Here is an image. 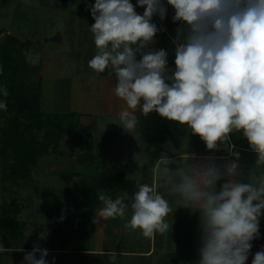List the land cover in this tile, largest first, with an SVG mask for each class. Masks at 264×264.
Here are the masks:
<instances>
[{"label":"clouds","instance_id":"clouds-1","mask_svg":"<svg viewBox=\"0 0 264 264\" xmlns=\"http://www.w3.org/2000/svg\"><path fill=\"white\" fill-rule=\"evenodd\" d=\"M167 5L180 25L173 39L171 75L166 50L145 51L164 30L152 22L154 16L166 17L162 0H137V6H146L142 15L130 0H95L90 9L95 23L89 30L96 51L88 66L115 75L114 95L126 104L118 114L125 131L140 124L138 108L145 116L155 111L187 125L208 150L223 146L235 160L220 164L206 157L190 163L194 157L178 154L169 142L173 155L162 152L153 163V183H138L131 198L127 191L113 199L100 190L98 217H124L130 207L125 230L139 229L150 239L171 231L172 223L165 219L173 213L171 197L180 207L199 212L198 264H246L252 241L260 238L264 171L252 169L247 182L240 181V153L230 134L243 130L257 153L255 168L264 166V0H167ZM0 92L9 95L6 86ZM0 110L7 111L6 101H0ZM46 236L42 232L38 239ZM9 251L0 243V253ZM48 255V249L36 245L25 252L24 262L48 264ZM107 255L109 264H116L117 254ZM252 264H264V248L254 254Z\"/></svg>","mask_w":264,"mask_h":264},{"label":"crops","instance_id":"crops-1","mask_svg":"<svg viewBox=\"0 0 264 264\" xmlns=\"http://www.w3.org/2000/svg\"><path fill=\"white\" fill-rule=\"evenodd\" d=\"M130 2L136 6L137 13L142 15L146 6H137V0H130ZM162 2L167 6L166 17L164 20H161L158 15L154 16L152 22L164 30L157 33L154 38L155 43L149 45L145 51L166 50L168 53V68L171 70L169 74L171 75L175 71V44L173 43V39L176 37V30L180 25L178 22H173L174 9L170 5H167V0H162ZM34 4L36 5V11H38L36 14L39 13L40 9L51 6L52 9L57 11L59 21L62 22L63 16H67L68 26L72 28L69 37L70 42H72L74 49L77 48L75 51L79 59L84 60V65H86L85 70L86 72H90L91 75L78 78H61L57 80V84L63 81L69 83L70 91H78V83L80 81L83 82L82 94L80 96L76 95V93H71V98L74 95L75 101H79L74 102V108L65 111V113L78 114L80 123L91 128L93 148L95 147L100 157L103 156L111 164L104 168L111 166L118 167L131 180L151 184L155 180L152 175L153 163L162 152L168 151L169 156L173 155V152L166 147L169 142L171 147L177 150L178 154H187L190 157H194V159L189 161L190 163H199L202 158L206 157H215L217 163L220 164L235 160V157L230 156L223 146L219 150H208L201 138L198 135L192 134L187 125L169 121L155 111L145 116L138 108L135 114L140 124L131 133L125 131L120 125L121 122L118 114L126 107V104L114 95L113 88L117 83L115 75L109 76L107 69L104 73L99 74L88 66V61L95 55L96 51L93 37L89 30L91 25L95 23L90 11L91 7L95 4V0H56L55 8L51 2H46L45 0H34ZM57 29L56 27L52 30L54 39H57V36L61 34ZM140 58L141 55L137 54V59ZM42 62L44 61L42 60ZM35 65L37 75L42 80L46 66L41 63ZM74 86L76 87L74 88ZM162 133L163 140L160 142L158 138ZM230 137L231 143L236 146L234 151L240 153L238 163L241 172L242 170H246L250 173L252 169L256 172L264 171V166L255 168L257 153L251 150L247 139L243 136V130L231 133ZM111 156H115V160L112 158L114 161L110 158ZM127 156H132L133 159ZM145 156L149 160L147 164L145 163ZM117 157L119 158L117 159ZM177 158H179V155H177ZM170 167L175 168L176 165H170ZM239 179L241 182H244L241 176ZM223 182V180L218 182V188ZM168 199L173 204V213H170L165 218L167 222L172 223L170 232L164 234L157 233L150 239L144 238L140 235L139 229L125 230L124 228V225L131 218V209L127 211L124 217L110 218L104 221L98 217L100 207L93 212L96 227H94L95 225L92 227L94 231L93 233L91 232L90 239H88L89 234L87 233L82 243H79L76 238L71 241L67 238L65 239L66 242L62 241L60 244H57L58 238L56 235L58 231L55 230L56 235L54 234L53 237L57 238V240L54 243L51 241L48 245L43 240L38 239L42 233L39 231L40 226H37L35 222H29L28 218L23 216V210L20 216L18 215V221L23 227L22 231H19L17 223L14 222L5 224V230L2 229L1 209L4 200L0 192V243L3 244L4 248L12 249V251L0 253V264H25V252L31 251L36 245L49 250L47 257L48 264H53V258H55L54 264H109L108 253L117 254L116 264H184V258L197 259L200 257L198 252L200 242H196V239L194 247L190 246V239L186 243V246L183 244L186 239L185 236H190L189 229L192 228L187 227L186 223H190L188 226H195L197 224V227L194 228L198 231L194 232V234L200 235L199 212L193 211L190 208L180 207L179 204H175L174 198L169 197ZM125 203L130 202L125 201ZM30 228L33 229L31 234L30 230H27ZM259 229L262 232L264 231V214L260 218ZM2 231L3 233H7V235L3 234L5 238L2 237ZM173 233L177 236H183V239L181 240V237H177L173 241L170 239ZM67 234H69V231ZM109 237H111L110 241L113 245H107ZM6 238L7 240H5ZM61 240L63 239L61 238ZM158 243H161V245L158 246ZM17 248H21L23 251H17ZM186 249L193 250V255H185L186 251L184 250ZM37 258H39V254H37Z\"/></svg>","mask_w":264,"mask_h":264},{"label":"rangeland","instance_id":"rangeland-1","mask_svg":"<svg viewBox=\"0 0 264 264\" xmlns=\"http://www.w3.org/2000/svg\"><path fill=\"white\" fill-rule=\"evenodd\" d=\"M45 1L51 2L52 6L56 7V0ZM35 8L34 0H0V41L8 34H12L20 40L29 39L32 41L28 61L33 64L41 63L46 66V70L42 76V111L65 112L71 108L73 109L74 102L79 101H75L74 95L71 98V93H76V95L80 96L82 94L83 82L80 81L78 83V91H70L69 83L62 81V83L57 84V80L69 77L90 76L91 73L86 72L84 60L79 59L75 51L77 48L74 49L72 42H70L69 37L72 28L68 26L67 16L64 15L61 22L57 18V11L52 9L51 6L40 9L38 14H36L38 11ZM56 27L62 36L60 34L57 36V39H54L52 30ZM62 38L63 40H61ZM83 79L86 80L84 77ZM9 115L7 111L0 110V140ZM41 134H36L38 143L41 142ZM85 151V149L77 148L65 137L57 147H51L46 154L37 157L35 165L28 166L31 170L29 177L25 179L19 178L17 183H14L9 179L6 181L2 179L4 166L2 164L3 156L0 146V192L3 200L5 204L12 203V206L15 205L21 211L23 210V216L28 218L29 222H35L37 226H40L39 231L47 233L43 241L48 245L51 241L54 243L57 238V244H60L62 241L66 242L65 239L67 238L70 241L76 238L79 243H82L85 235L88 233V239H90V234L94 231L92 230V227L96 224L94 214L92 213L87 218L86 211H76L70 208L66 200V189L74 190L73 182L78 181L80 176L87 171L86 168L90 162H87L84 158ZM96 151L97 149L94 147L93 152ZM94 154L96 156L95 161L99 162V168L111 165L107 162L106 158L100 157L98 152ZM127 157L132 158V156ZM110 158L115 160V156H111ZM9 162L11 163L12 161L10 160ZM7 171L10 172L9 169ZM259 173L257 171V174ZM71 177H73V181L71 180L69 183H66L67 179ZM105 192L115 199L119 193L124 191L107 190ZM74 198L76 201H80L81 195L74 192ZM81 207L83 208V206ZM100 207H102V203L97 199L93 212ZM21 211L19 212V216ZM58 217H63V221L59 222ZM192 220L195 221L194 219ZM189 224L186 223L187 227H192L189 229L190 236H185L186 239L183 245L186 246V243L190 239V246L194 247L196 239V242H200V235L194 234V232L198 231L194 228L197 227V224L195 226H188ZM27 230H30L31 234L33 229ZM55 230L58 231L57 235ZM68 231L69 234H67ZM54 234L57 238L53 237ZM259 234L260 238L252 241L253 246L246 264H252L253 257H251V254L256 245L260 244L261 249L264 248V231L262 232L259 229ZM177 237H181V240L183 239V236H177L174 233L170 236V239L175 241ZM110 238L107 240V245L112 243ZM160 245L161 243H158V246ZM184 251H186L185 255L188 254L187 256H191L194 253L193 250L186 249ZM199 259L200 257L197 259L187 257L184 258V264H198Z\"/></svg>","mask_w":264,"mask_h":264},{"label":"trees","instance_id":"trees-1","mask_svg":"<svg viewBox=\"0 0 264 264\" xmlns=\"http://www.w3.org/2000/svg\"><path fill=\"white\" fill-rule=\"evenodd\" d=\"M31 47L32 41L20 40L12 34L0 41V88L6 86L9 93L4 97L0 92V101L7 102V112L10 114L0 140L3 181L9 179L17 183L19 178L29 177L31 170L28 166L35 165L37 157L46 154L51 147H57L67 137L77 148L86 150L84 158L90 162L87 171L78 181L73 182L74 190L66 189L67 205L70 208L86 211L89 218L97 204L100 190L127 191L131 198L138 190L136 186L139 182L128 178L118 167L99 168L93 152L92 130L80 123L78 114L42 111V80L37 75L36 65L28 61ZM35 133H42L41 142L38 143ZM162 136L163 133L158 141L163 140ZM241 173V178L247 182L248 172L242 170ZM73 177L68 178L66 183ZM74 192L81 195L80 201L75 200ZM11 204H5V201L2 204V229L5 230V224L14 222L22 231V224L18 221L21 210ZM58 221L62 222L63 218L58 217ZM3 234L7 233L2 231V237L5 238ZM260 250V244L256 245L251 257Z\"/></svg>","mask_w":264,"mask_h":264}]
</instances>
